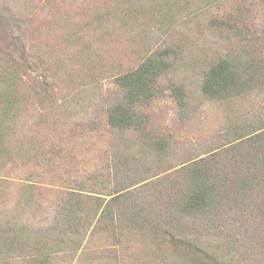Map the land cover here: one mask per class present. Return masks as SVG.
Instances as JSON below:
<instances>
[{
  "label": "trees",
  "instance_id": "trees-1",
  "mask_svg": "<svg viewBox=\"0 0 264 264\" xmlns=\"http://www.w3.org/2000/svg\"><path fill=\"white\" fill-rule=\"evenodd\" d=\"M206 1H194L196 10L202 9ZM154 2L156 5L157 0ZM90 11H94L96 19L94 30L110 29L112 35L128 32L134 52L141 59L136 67L113 78L117 94L103 105L106 106L107 126L117 139L116 156L111 163H106L101 173L68 186L52 207L53 212L45 225L31 223L25 236L18 227L19 221L12 220L10 231H0L1 264H10L14 252L17 253L15 264H57L60 259L71 263L75 258L77 264H106L105 261L92 262L91 256L96 254L97 257L92 250L81 251L90 231L119 235L120 242L131 236L146 237L159 245L163 255L173 254V262L165 264H182L190 259L189 264L193 261L234 264L235 251L242 249L227 239L222 231L227 230V226L221 224L238 222L247 211L254 213L257 221L264 222V117L255 114L252 120L245 117L243 123L228 118V124L221 127L224 133L216 136L220 139L219 146L176 164L165 165L167 161L176 160L177 153L166 137H155L148 132L150 119L143 108L164 92L161 80L174 70V60L178 56L180 67H189L183 71L196 70L199 85L193 96L202 97L199 103L189 106L182 82L176 80L166 84L185 122L192 119L191 111L203 102H223L234 115L241 114L237 106L242 107L246 99L264 98V64L240 60L244 50L227 52L223 57L203 63L209 58V51L202 47L208 38H219V27L223 24L230 30L235 29V22L242 18L237 16L230 23L212 18L207 24L208 37L201 42L190 32L188 40L192 46L187 48L184 44V50L181 47L178 51L170 42L152 50L144 48L143 41L140 44L142 36L130 30V15L126 11L115 7ZM244 12L241 13L246 16ZM28 23V18L21 12L16 13L12 5L0 3V140L5 127L23 114L22 99L37 94L31 89L27 94L19 86L27 68L36 61L25 42ZM79 25L81 30L86 27L81 21ZM162 28L157 27L165 29ZM89 35H83V43ZM71 40L77 43L78 36L74 34ZM86 47L84 44L83 50H87ZM82 59L91 61V54L83 52ZM83 114L90 115L89 110ZM110 171H114V176H110ZM132 172H142L144 176L135 179L137 175ZM162 173L165 174L159 176ZM148 179L149 182H144ZM158 181L165 186L157 189ZM32 202L30 196L26 197L25 206ZM3 214L10 219L5 212ZM213 234H222V243L216 244L211 238ZM24 251L32 254V258L24 256ZM177 255L180 256L177 258ZM196 257L204 261L194 260Z\"/></svg>",
  "mask_w": 264,
  "mask_h": 264
},
{
  "label": "rangeland",
  "instance_id": "rangeland-1",
  "mask_svg": "<svg viewBox=\"0 0 264 264\" xmlns=\"http://www.w3.org/2000/svg\"><path fill=\"white\" fill-rule=\"evenodd\" d=\"M154 1L0 0L28 18L25 42L36 61L27 68L19 86L27 94L30 89L37 92L33 97L31 94L22 99L23 114L5 127L0 140V231H10L12 220L19 221L18 227L25 236L31 223L45 225L53 212L52 207L68 186L101 173L106 163H111L116 156L117 139L107 126L106 106L103 105L117 94L113 78L136 67L141 59L134 52L128 32L112 35L110 29L94 30L96 19L90 9L102 11L115 7L126 11L130 15L128 27L142 36L140 44L143 41L144 48L152 50L166 42L172 43L178 51L181 47L184 50V44L187 48L192 46L188 40L190 32L201 42L208 37L207 24L212 18L230 23L240 16L242 19L235 22V29L230 30L223 24L219 27L220 37H210L203 44L202 47L209 51V58L203 63L223 57L227 52L244 50L240 60L264 64V0H207L200 10H196L195 3L199 0H157L156 5ZM159 16L163 18L157 19ZM80 21L86 26L82 30ZM158 25L165 29L158 30ZM89 33L83 43V35ZM74 34L78 36L77 43L71 40ZM225 34L230 38H225ZM144 35H147L145 39ZM84 44L87 50H83ZM83 52L91 54V61L82 59ZM174 63L171 74L161 80L164 92L143 108L150 119L148 132L155 137H166L177 153L176 160L167 161L165 165L176 164L219 146L220 139L216 136L224 133L221 127L228 124V118L243 123L245 117L252 120L255 114L264 117V98L256 96L246 99L242 107L237 106L241 114L231 115L223 102L207 101L191 111L192 119L183 121L177 101L166 84L176 80L182 82L189 106L199 103L202 97L193 96L199 85L196 70L183 71L189 67H180L179 56ZM89 86L92 90H87ZM87 109L90 115L86 116L83 113ZM66 117L70 118L64 121ZM114 174L110 171V176ZM132 174L137 175L135 179L144 176L142 172ZM124 178L128 180L127 176ZM156 184L157 189L165 186L159 181ZM28 196L33 202L27 207ZM4 212L10 219L4 217ZM221 226H227V230L222 229L227 239L242 249L235 251L234 264H264V222L257 221L254 213L247 211L240 221L223 222ZM211 238L216 244L223 241L222 234H213ZM87 250L97 253V257L96 254L91 256L94 263L173 262L172 253L163 255L159 245L146 237L131 236L120 242L119 235L112 236L106 231H90L81 251ZM23 255L32 258L28 252L24 251ZM16 258L17 253H11L10 264H15ZM61 260L56 263L77 264V258L71 263ZM190 260L182 264H189ZM194 260L204 261L202 257Z\"/></svg>",
  "mask_w": 264,
  "mask_h": 264
}]
</instances>
